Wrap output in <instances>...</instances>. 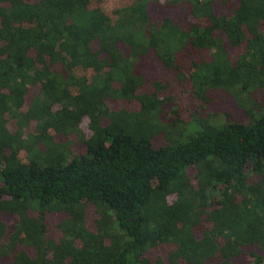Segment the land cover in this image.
I'll return each instance as SVG.
<instances>
[{
  "label": "trees",
  "instance_id": "1",
  "mask_svg": "<svg viewBox=\"0 0 264 264\" xmlns=\"http://www.w3.org/2000/svg\"><path fill=\"white\" fill-rule=\"evenodd\" d=\"M89 1L0 0V215L16 218L10 231L0 219V264H237L245 246L264 252V101L253 97L264 0H131L114 18ZM154 60L169 76L140 91ZM178 84L199 102L185 121ZM212 90L240 100L238 119L199 117ZM50 213L62 214L58 239ZM157 246L164 257H148Z\"/></svg>",
  "mask_w": 264,
  "mask_h": 264
},
{
  "label": "rangeland",
  "instance_id": "2",
  "mask_svg": "<svg viewBox=\"0 0 264 264\" xmlns=\"http://www.w3.org/2000/svg\"><path fill=\"white\" fill-rule=\"evenodd\" d=\"M130 2L131 0H90L89 6L97 7L103 13L107 14L111 18H114V14H113L114 10ZM149 2L153 6L154 5L158 6V4H161L163 0H150ZM232 55L233 54L230 53L231 57ZM142 72L144 74V85L142 86L140 91H150L152 89L151 88L152 80L162 79L164 77L169 76V74L163 72L161 64H159L157 60H154L153 66L150 69L143 70ZM169 80L173 82L172 78H169ZM183 88H184L183 84L182 85L178 84L174 86L173 88H171L169 91L170 93L171 92L174 94L175 92L177 93L176 96H178L177 97V101L179 102L178 104L182 107L180 116L185 121V120H188L190 118V115H192L197 110L199 106V102L191 93H187V91L184 90ZM34 91L35 90L33 87H29L26 97H29L30 95H32ZM209 95L211 96L210 101L207 104H205L204 107H202V109L199 112V117L206 118L211 123L217 122V121L224 123L230 120L231 118L238 119L240 117L239 112L242 111L239 105L240 100L238 101L235 98H233L231 95H228L225 92H221L220 90H212L209 93ZM263 95H264V91L259 89L254 93L253 97L255 99L264 101ZM128 107L129 109H136L137 104L132 101L128 105ZM168 110H169V107H165L164 114H163V118L166 119L167 121L169 119V115L167 113ZM6 125L10 130L14 129L13 121L9 118L7 119ZM79 126H80L81 133L84 136H87L88 130L86 128V122L84 119L80 122ZM32 130H33V122H30L28 126L24 129V131L31 132ZM63 138L64 136L62 134L54 135L55 141H60ZM66 139L70 140V149L72 152H75V153L83 152V149H84L83 145L76 138L75 135H70V137ZM152 143L156 147V146L164 145L165 141L163 138L155 136L152 138ZM20 154H23V153L21 152ZM248 167L245 168L247 172L246 180L249 184H251V183L256 182L258 180V177L254 174H251ZM187 173L191 175L192 173L191 167L188 169ZM61 217H62V214L60 213H50L46 216L44 220V224H45L46 233L48 236L58 239L60 232L57 228V223ZM95 217H96L95 213L93 212L90 205H88L87 213L85 216V223L89 227H93V221ZM0 219L4 222L8 231L13 229L12 225L16 219L15 216L10 215V214H1ZM208 226H209V222L202 220V229L207 228ZM199 235L200 234H196V236H199ZM167 249L161 246L152 247L151 249L147 251V256L151 258L161 256V258H163L165 251ZM251 249L255 250L257 254L259 255L264 254V252L260 249H257L254 247L251 248V246L250 247L245 246V248L243 249V253L239 255L238 257H235L233 261L237 264H254L252 261V258L248 255V251H251ZM4 264H9V263H4ZM259 264H264V259Z\"/></svg>",
  "mask_w": 264,
  "mask_h": 264
}]
</instances>
